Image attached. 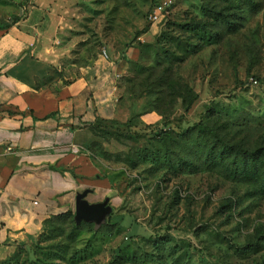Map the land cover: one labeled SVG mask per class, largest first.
Returning <instances> with one entry per match:
<instances>
[{
	"label": "rangeland",
	"instance_id": "374dc122",
	"mask_svg": "<svg viewBox=\"0 0 264 264\" xmlns=\"http://www.w3.org/2000/svg\"><path fill=\"white\" fill-rule=\"evenodd\" d=\"M18 5L0 0V25ZM63 10L50 77L122 61L115 93L135 105L90 148L110 184L98 199L122 221L95 231L53 219L0 264H264V0H65ZM182 95L196 97L187 110ZM238 146L257 163L243 165Z\"/></svg>",
	"mask_w": 264,
	"mask_h": 264
},
{
	"label": "crops",
	"instance_id": "0c3cea01",
	"mask_svg": "<svg viewBox=\"0 0 264 264\" xmlns=\"http://www.w3.org/2000/svg\"><path fill=\"white\" fill-rule=\"evenodd\" d=\"M14 1L22 4L15 20L0 25V260L35 244L49 217L74 212L78 192L100 201L110 184L98 177L90 145L100 138L90 126L135 110L113 86L122 61L110 59L108 70L87 65L67 82L50 77L65 0Z\"/></svg>",
	"mask_w": 264,
	"mask_h": 264
},
{
	"label": "trees",
	"instance_id": "16d2710c",
	"mask_svg": "<svg viewBox=\"0 0 264 264\" xmlns=\"http://www.w3.org/2000/svg\"><path fill=\"white\" fill-rule=\"evenodd\" d=\"M180 97H181L182 107L185 110H187V109L190 108L192 102L196 98L195 96H192L191 98L188 99L187 97H185L183 95L180 96ZM106 122H112L113 124H120L119 121L114 120V119L113 120L97 119L96 122L90 126V129L93 132V134L100 138V133H99L98 130ZM127 123H128V121L123 122V123L121 122V124H123V125H126ZM165 131L166 130H160V133H164ZM97 143H98V141L92 142L91 145H90V148L92 146L96 145ZM224 151H226V149H224L223 147L220 146L219 149L216 152L219 158H222ZM237 153L239 154V157L241 158V161H242V164L243 165H245L246 163H249L250 165H252V164L254 165L255 163H257L259 153H257L256 151L249 152V151L241 148L240 146H238ZM212 157H214V153L213 152H212ZM155 159L156 158L155 157H152V156L151 157H149L147 155H143L142 156V160L143 161L150 160V161L153 162V161H155ZM263 161H264V153H263ZM254 169H255V167H254ZM73 215H74V212L73 211H67V212H65L63 214H59V215H55V216L49 217L48 219H46L44 221V229L41 232V234L39 235L38 240H37V242L35 244L29 245V246H17V248H19V249L20 248L28 249V248L36 245L40 241L42 235L45 233V229L48 227L50 221L53 220V219L66 218V217H68L70 219V221L73 223V227L75 229H77V226H75V221L73 219ZM121 221H122V216L117 215L116 212L112 210V212L108 216L107 222H106V224L104 226L110 227V226H114V225H119V224H121ZM109 264H113V262H110Z\"/></svg>",
	"mask_w": 264,
	"mask_h": 264
},
{
	"label": "water",
	"instance_id": "95a60500",
	"mask_svg": "<svg viewBox=\"0 0 264 264\" xmlns=\"http://www.w3.org/2000/svg\"><path fill=\"white\" fill-rule=\"evenodd\" d=\"M89 189H84L76 194L73 219L75 224L87 222L93 224L96 231L107 222L113 208L108 204V198L99 202H89L86 195Z\"/></svg>",
	"mask_w": 264,
	"mask_h": 264
},
{
	"label": "built area",
	"instance_id": "2783aa9c",
	"mask_svg": "<svg viewBox=\"0 0 264 264\" xmlns=\"http://www.w3.org/2000/svg\"><path fill=\"white\" fill-rule=\"evenodd\" d=\"M160 9H161V7H160ZM158 15H159V11L155 10V11H153L152 14L150 15V18H151L152 20H156V19L158 18Z\"/></svg>",
	"mask_w": 264,
	"mask_h": 264
}]
</instances>
